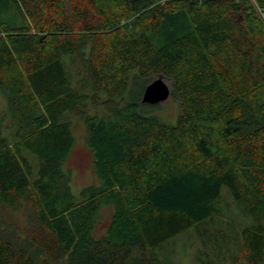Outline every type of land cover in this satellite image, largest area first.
Masks as SVG:
<instances>
[{
    "label": "trees",
    "instance_id": "trees-1",
    "mask_svg": "<svg viewBox=\"0 0 264 264\" xmlns=\"http://www.w3.org/2000/svg\"><path fill=\"white\" fill-rule=\"evenodd\" d=\"M254 1L0 0V204L27 209L22 243L0 229V264H163L169 239L194 230L217 241L224 227L231 264L238 253L264 264V0ZM159 74L174 123L141 101ZM74 119L96 177L78 194L63 168ZM226 200L245 222L223 221Z\"/></svg>",
    "mask_w": 264,
    "mask_h": 264
},
{
    "label": "rangeland",
    "instance_id": "rangeland-1",
    "mask_svg": "<svg viewBox=\"0 0 264 264\" xmlns=\"http://www.w3.org/2000/svg\"><path fill=\"white\" fill-rule=\"evenodd\" d=\"M250 1L255 4L254 0ZM164 80L170 85L168 79L164 77ZM157 105L158 116L168 123H174L178 114V107L171 97H168L165 101ZM6 108V94L5 91L0 88V111H6ZM9 122H11L10 119ZM11 126L9 132L13 133L14 126ZM72 133L75 139L74 145L63 168L70 174L72 191L78 194L84 186L95 183L96 177L92 170L91 154L84 142V127L82 123L76 119H74L72 123ZM224 192H226L225 189ZM223 211L225 213V215L222 216L224 222L230 220L240 225L246 221L245 217L237 212L235 205L229 200L224 202ZM26 213L27 209L22 205H20L18 210L12 211L7 206L0 204V229H2V233L16 242L22 243L25 239L23 231L27 224ZM110 213L111 209L107 207L101 209V220L94 228V234L96 236L104 232ZM208 228L209 226H207V229ZM224 229H215L214 235L217 241H215L214 236L211 235L212 232L198 235L194 230H189L169 239L157 250V253L163 264H231L233 257H231L229 253L232 252L235 255L237 252L232 245H228V243V246L224 249V247H222L224 241L218 240V237L226 240L228 230H226L225 227ZM209 231H213L212 227H210ZM225 243L226 242H224V245ZM34 255L36 256V254ZM238 255V263L242 264L240 259L242 256L240 253H238ZM37 257L41 259V256L37 255Z\"/></svg>",
    "mask_w": 264,
    "mask_h": 264
},
{
    "label": "water",
    "instance_id": "water-1",
    "mask_svg": "<svg viewBox=\"0 0 264 264\" xmlns=\"http://www.w3.org/2000/svg\"><path fill=\"white\" fill-rule=\"evenodd\" d=\"M170 95V85H168L162 74L157 75L144 88L141 101L150 105H155L165 101Z\"/></svg>",
    "mask_w": 264,
    "mask_h": 264
}]
</instances>
